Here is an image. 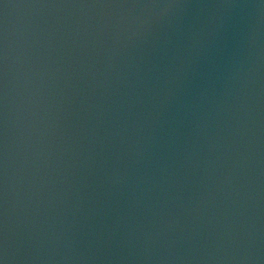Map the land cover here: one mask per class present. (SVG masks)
<instances>
[{
	"label": "water",
	"instance_id": "obj_1",
	"mask_svg": "<svg viewBox=\"0 0 264 264\" xmlns=\"http://www.w3.org/2000/svg\"><path fill=\"white\" fill-rule=\"evenodd\" d=\"M0 264H264V0H0Z\"/></svg>",
	"mask_w": 264,
	"mask_h": 264
}]
</instances>
